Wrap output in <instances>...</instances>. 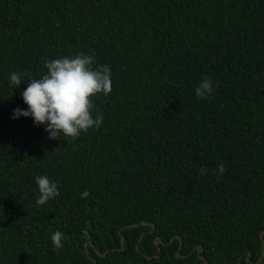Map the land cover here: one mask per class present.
Instances as JSON below:
<instances>
[{
	"label": "trees",
	"instance_id": "16d2710c",
	"mask_svg": "<svg viewBox=\"0 0 264 264\" xmlns=\"http://www.w3.org/2000/svg\"><path fill=\"white\" fill-rule=\"evenodd\" d=\"M77 53L111 68L101 126L12 119L9 75ZM38 175L59 190L40 206ZM198 246L264 264V0H0V264H205Z\"/></svg>",
	"mask_w": 264,
	"mask_h": 264
},
{
	"label": "clouds",
	"instance_id": "9594fccd",
	"mask_svg": "<svg viewBox=\"0 0 264 264\" xmlns=\"http://www.w3.org/2000/svg\"><path fill=\"white\" fill-rule=\"evenodd\" d=\"M93 61L94 57L84 53L45 60L46 74L28 80L24 79L23 73L12 72L9 75L12 88L26 83L20 92L26 108L13 109L11 118H31L34 126H43L49 140L61 139V136L66 141L74 140L90 128H99L102 116H93L92 98L111 92V68L108 65L94 68ZM213 88L212 80L203 76L194 90L195 96L207 99ZM216 171L223 174L224 165L219 164ZM200 174H206V169L201 168ZM34 179L39 193L35 201L37 206L59 195L57 183L47 175H38ZM80 195L85 198L89 193L85 190ZM50 239L58 248L66 237L62 232L55 231Z\"/></svg>",
	"mask_w": 264,
	"mask_h": 264
},
{
	"label": "water",
	"instance_id": "95a60500",
	"mask_svg": "<svg viewBox=\"0 0 264 264\" xmlns=\"http://www.w3.org/2000/svg\"><path fill=\"white\" fill-rule=\"evenodd\" d=\"M262 235H263V234L261 233V236H262ZM159 242H160L159 239H156V240H155V244H156V245H157ZM88 244H90V243H88ZM196 248H197V255H198V257H200V259H201L202 261H204L205 264H207V261L205 260V258H203V257L200 256L201 251H202V248H201L200 246H198V247H196ZM159 256H160V253H159L156 257H159ZM148 258H150V257H148Z\"/></svg>",
	"mask_w": 264,
	"mask_h": 264
},
{
	"label": "rangeland",
	"instance_id": "374dc122",
	"mask_svg": "<svg viewBox=\"0 0 264 264\" xmlns=\"http://www.w3.org/2000/svg\"><path fill=\"white\" fill-rule=\"evenodd\" d=\"M156 240V239H155Z\"/></svg>",
	"mask_w": 264,
	"mask_h": 264
}]
</instances>
